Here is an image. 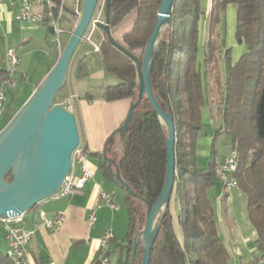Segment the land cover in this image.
Listing matches in <instances>:
<instances>
[{"label": "trees", "instance_id": "obj_1", "mask_svg": "<svg viewBox=\"0 0 264 264\" xmlns=\"http://www.w3.org/2000/svg\"><path fill=\"white\" fill-rule=\"evenodd\" d=\"M203 1L173 0L169 23L160 30L155 45L158 53L152 64L150 83L159 106L170 111L173 117V194L180 206L176 218L182 243L175 235L168 206L156 220L159 230L150 251L149 264H229V253L218 235L215 212L207 193L216 182V152L212 146L204 169L198 168L196 158L201 110L208 104L207 70L212 73V88L221 98L217 115L222 126L216 135L226 134L232 149L236 150L237 169L233 177L238 189L246 196L247 219L254 230L257 249L264 252V0H212L209 13L203 9ZM54 2L58 4L59 0ZM159 4L160 0H104V22L107 11L112 40L139 60L155 25ZM229 5L236 8L235 39L245 46L244 53L235 63L231 62L230 50L225 49L224 40L218 33ZM130 17H135L131 29L121 35L120 42L116 41L112 30ZM201 21L208 27L202 56L204 73L199 64ZM106 46L128 60V65L110 68L106 48L103 49ZM223 48L224 77L217 56ZM99 51L105 69L119 80L117 85L104 89L103 100L131 99L134 103L138 78L133 61L107 42L104 33ZM2 75L0 68V78ZM167 134L165 125L144 96L125 134L119 138L116 132L107 140L106 158L102 153L96 154L103 177L122 191L127 209V232L123 243L114 250L116 264H130L132 242L146 223L143 200L153 204L161 193L166 172ZM108 159L118 165L122 180L136 198L130 197L117 182L115 168ZM5 179L10 181L11 176L7 175ZM141 258L142 249L138 245L134 264H140ZM0 264H12L1 251ZM95 264H100L98 259Z\"/></svg>", "mask_w": 264, "mask_h": 264}, {"label": "crops", "instance_id": "obj_2", "mask_svg": "<svg viewBox=\"0 0 264 264\" xmlns=\"http://www.w3.org/2000/svg\"><path fill=\"white\" fill-rule=\"evenodd\" d=\"M63 2L65 14L61 22V27L63 29L62 36L64 40L62 41L60 39V43L57 42L45 23L30 24L28 22L18 23L14 21V16L20 7V0H7L0 3V68L2 67L4 50L7 47L15 48L19 55V69L15 74L17 82L23 79L22 77L25 72H29L28 68L23 72V68H25V65L34 56L41 54L45 60L42 63L41 73L34 83L31 93L54 65L57 53L61 50L62 43L66 38L69 39L77 23V19L71 14L74 0H63ZM211 5L212 0L203 1L202 7L206 13L210 12ZM39 10L40 8L37 5L33 6L34 12H39ZM226 11L232 16L236 14L234 5L227 6ZM131 27L132 25L125 31H122L119 36L120 40L117 41L120 42L121 35L129 31ZM207 38V31L203 30L202 39H199L201 57L203 56V46ZM102 39L103 32L99 28L89 29L85 33V37L80 42L74 54L75 67L71 74L68 73L65 87L61 93L62 99L68 98L71 94H75L76 96V99L72 102L70 112L73 114L77 124L80 146L88 155L87 166L92 177L82 190L62 198H48L28 211L25 219V228L33 232V234L26 245V264H95L96 259H99L102 253L101 239L109 232L112 233L113 239L106 245L105 253L110 258V264H116L117 253L115 252V248L124 241V239L119 240L116 236V228H120V216L117 214L120 208L114 211L107 206H99L101 194H113V200L117 205L119 195L116 192L117 188L115 184L103 177L98 166L96 154L103 152L107 140L111 136H114L122 126L132 104V100L122 99L113 102L103 100L104 89L117 85L119 80L114 73L105 69L101 52L94 51L93 47L95 45L100 46ZM105 51L108 54L116 56L117 60L123 66L128 65V60L116 51L107 47ZM236 61L237 59L235 58L231 62L234 63ZM207 116V111H204L202 113V121H205ZM199 141L198 138L196 153L198 154L201 151V153L205 154V157L208 154L210 156L211 149L208 145L201 148ZM231 150L232 146L230 144L229 149L224 150L221 155H218V152L215 151V160L228 156ZM74 174L76 176L80 174L77 165L74 167ZM237 190L239 189L231 191ZM220 191L222 192L221 185ZM222 193L225 196L227 195L226 192ZM175 204H177L176 200ZM174 207L176 210V205ZM39 211L44 212L49 217L57 213H62L64 215V222L55 230L37 228L36 222L38 221L37 216ZM228 211L229 209L226 208L224 216H218L216 227L218 235L222 238L229 253V264H249L250 257L253 255V253L250 254V249L253 248L254 250L256 246H250V242L239 248L234 245V249L236 250L234 252L230 247L229 239L232 237L231 240L236 242V238L239 240L242 235L245 236L246 233L253 232V229L249 222L242 223V226L237 225L236 217L230 218L227 215ZM91 212L94 213L96 219L92 226L88 223V217ZM127 225L124 238L127 232ZM178 228V230L175 228L173 222L175 235L178 241L182 243L179 225ZM227 233L230 234V237L227 236ZM179 237H181V241ZM3 240L5 252H7V244L4 237ZM113 251L114 253H112Z\"/></svg>", "mask_w": 264, "mask_h": 264}, {"label": "water", "instance_id": "obj_3", "mask_svg": "<svg viewBox=\"0 0 264 264\" xmlns=\"http://www.w3.org/2000/svg\"><path fill=\"white\" fill-rule=\"evenodd\" d=\"M99 0H82L81 15L54 65L31 93L21 108L0 131V216H14L33 209L38 203L51 198L60 189L71 168V153L79 144L77 124L73 114L55 104V99L66 84L70 61L92 21ZM173 0H160L155 25L145 44L139 60L116 44L110 35L108 12L105 23L97 24L107 42L115 46L135 64L138 78V94L131 104L128 114L117 135L121 138L131 121L135 109L144 96L153 112L167 129L166 172L161 193L153 204L146 205L144 229L132 242L130 264H134L136 247L140 245V264H149L150 251L159 230L156 222L170 205L175 176V127L170 111H164L153 94L150 75L153 61L158 53L155 47L160 30L170 20ZM106 147V145H105ZM102 157L106 158L105 148ZM115 168V178L130 197L136 195L120 176L119 167L113 159H108ZM7 175L11 180L7 181Z\"/></svg>", "mask_w": 264, "mask_h": 264}, {"label": "built area", "instance_id": "obj_4", "mask_svg": "<svg viewBox=\"0 0 264 264\" xmlns=\"http://www.w3.org/2000/svg\"><path fill=\"white\" fill-rule=\"evenodd\" d=\"M5 1L7 0H0V3ZM20 2V7L14 16V21L18 23L28 22L30 24L45 23L46 27L52 32L57 42L60 43V39L63 34L61 22L65 14L63 0H59L58 4L54 2V0H20ZM34 5H37L40 8L39 12L33 11ZM81 5L82 0H74L71 14L77 20L81 15ZM103 6L104 0L98 1L92 21L87 31L89 29L93 30L97 28V24L105 23ZM93 48L94 51H99V45H95ZM1 69L3 71V75L0 78V117L5 113L7 107L1 106V99H8V95L17 88L15 74L19 69V55L15 48H5ZM74 99H76L75 94H71L68 98L63 99L62 102L57 105L67 111H71ZM234 153H236V150L232 149L228 156L215 160L217 163V175L214 176L216 181L220 183L222 192L234 189L232 183H227V175L231 174L232 170ZM87 158V153L79 143L71 153V168L66 174L60 187L63 188V195H56L55 193L53 197H66L84 188L85 184L92 177V174L87 166ZM76 165L79 167L80 171L78 176L74 174V167ZM99 206H107L114 211L119 209L117 203L113 200V194H101L99 198ZM27 213L28 211L14 216H0V225L5 232L4 238L7 244L6 249L10 252V259H15V261L19 262V264L27 263L26 245L30 241L33 234V232L25 228ZM37 217L38 221L36 222V227L46 230H55L64 222V215L62 213H57L54 216L49 217L44 212L39 211ZM95 221V215L91 212L88 217L89 225H94ZM112 239L113 235L109 232L103 236L100 244L107 245ZM105 252L106 251H102L101 256L98 259L100 264H110V258ZM250 264H264V255H262L261 251H258L257 254L252 257Z\"/></svg>", "mask_w": 264, "mask_h": 264}, {"label": "rangeland", "instance_id": "obj_5", "mask_svg": "<svg viewBox=\"0 0 264 264\" xmlns=\"http://www.w3.org/2000/svg\"><path fill=\"white\" fill-rule=\"evenodd\" d=\"M223 17H224L223 19L224 21H223L222 27H218L219 37L220 39L223 38L225 49L230 50V60L233 61V59L235 58L238 60L239 57L244 53L245 46L241 43H238L234 36L235 27H236L235 15L234 14L233 16L229 15V13L226 11L224 12ZM134 18L135 17H130L127 21L123 22L121 25L117 26L116 28L112 30V36L116 41L120 40L119 38L120 33L122 31H125L130 25H132V21ZM203 30L207 31V37H208L207 24L204 21H201L200 40L202 39V36H203ZM61 39L62 41L64 40L63 36H61ZM67 41H68V38H66L65 41L62 43L61 50L60 52L57 53V58L61 54ZM223 50L224 48L218 52L217 56L219 58L220 73L224 77L225 72H226V63H225V60L223 59ZM74 58L75 57L73 55L70 61L69 70H68V73L70 74L72 73V70L75 67ZM44 61L45 60L43 56L41 54H37L36 56L32 58L30 62L27 63V65H25V68H23V72H25L26 68L29 69V72L27 73L25 72V74L22 77L23 78L22 80H19L18 82L16 81L18 83V87L8 95L7 107H6L5 113L0 117V131L7 125V123L9 122V118L11 116L12 117L14 116V114L21 108L24 102L31 95L30 94L31 90L33 88L34 83L38 79L39 74L41 73V69L43 67L42 63ZM202 62H203L202 57L201 55H199L200 69H201V72L204 73L205 69L203 68ZM107 64L110 68H121L120 66L122 65V63H120L119 60H117L116 56H113L111 54H108L107 56ZM32 71H35V72H32ZM205 74H206V83H207L209 94H208V104L205 107H203V109L201 110V131L198 134V138L200 140L199 145L201 146V148L205 147V145H208L210 149L213 146L214 150L218 152V155H221L224 152V150L229 149L230 139L224 133L216 135V133L219 131V129L222 126V121L220 117L217 115V110L220 105L221 98L216 95L215 91L212 88L211 71L207 70ZM35 89L36 88H34V90ZM61 93L62 91L57 95L55 104L61 103L62 100L64 99V98L63 99L61 98ZM204 111H207L208 116L206 117L205 121H202V113ZM211 113H212V116H211ZM201 148L199 149L201 150ZM208 157H209V154L205 157V154L201 153V151L198 152V154L196 153L198 168L204 169L207 167L208 161H209ZM231 190H236V189H231ZM231 190L227 191L226 192L227 195L225 196L220 191V185L216 181L213 184V186L208 189L207 193H208L209 200L215 212L216 223H217L218 216H224L225 210L226 208H228L229 211L227 215L230 218L236 217L237 225L239 224L240 226H242L243 225L242 223L249 222L247 219V199H246V196L240 190H237V191H231ZM116 192L119 195L118 206L120 208L119 212L117 213L118 216H120V222H119L120 228L118 227L116 228V236L119 240H123L126 225H127V209L124 205L122 191L119 189H116ZM219 194H221V196H219ZM174 205H176V208H177L176 210H175ZM169 207H170V211L172 212L174 226L178 230L179 228L177 225L176 216L180 209V206L178 202L177 204H175L174 194L172 195ZM252 231L253 232H248V234L246 233L245 236L242 235L239 240L238 238H236L237 239L236 242H233L234 240H231L232 237H230V234L227 233V236L230 237L229 242H230L231 249H233L235 252L236 250L234 249V245L235 247L239 248V247H242L243 245H246V243L248 242H250L249 244L250 246H254V245L256 246L255 233H254V230ZM4 233L5 232L2 226L0 225V251L3 254L6 253L4 242H3ZM179 240L181 241V237H179ZM257 250H258L257 246L254 248V250L253 248L250 249V252H251L250 254L253 253V255H251L250 257L251 259L249 261V264L252 261V257L257 254L258 252Z\"/></svg>", "mask_w": 264, "mask_h": 264}, {"label": "bare ground", "instance_id": "obj_6", "mask_svg": "<svg viewBox=\"0 0 264 264\" xmlns=\"http://www.w3.org/2000/svg\"><path fill=\"white\" fill-rule=\"evenodd\" d=\"M1 106H7V99H1ZM237 169V159H236V153H234V161L232 163V170H231V174L227 175V183H232V185L234 186V189H237V183L233 177L234 173L236 172ZM214 175H217V163H215V167H214ZM56 195H63V188H60L57 192ZM106 247V244H101V249L104 251ZM7 257L10 259V252L7 251L6 252ZM262 255H264V252H262ZM10 261L12 262V264H19V262L15 261V259H10Z\"/></svg>", "mask_w": 264, "mask_h": 264}]
</instances>
